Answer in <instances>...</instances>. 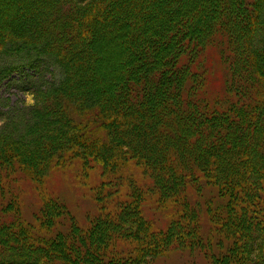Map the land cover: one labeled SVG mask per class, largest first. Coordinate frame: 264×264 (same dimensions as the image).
I'll return each instance as SVG.
<instances>
[{"label":"trees","instance_id":"1","mask_svg":"<svg viewBox=\"0 0 264 264\" xmlns=\"http://www.w3.org/2000/svg\"><path fill=\"white\" fill-rule=\"evenodd\" d=\"M10 2L0 60L45 59L56 74L28 88L35 98L19 116L0 109V264H145L200 245L213 264H264V0ZM8 16L24 23L19 33ZM115 25L130 56L115 54L108 78L89 60L118 40L107 33ZM215 42L228 90L209 100L202 62ZM90 68L92 84L82 80ZM73 166L95 210L82 235L46 186ZM24 176L47 195L33 226L11 213ZM151 203L166 227L145 216ZM214 239L226 241L217 252L204 246Z\"/></svg>","mask_w":264,"mask_h":264},{"label":"rangeland","instance_id":"2","mask_svg":"<svg viewBox=\"0 0 264 264\" xmlns=\"http://www.w3.org/2000/svg\"><path fill=\"white\" fill-rule=\"evenodd\" d=\"M11 0H0V15L2 10L7 8L9 2ZM16 2V0H14ZM13 2V3H14ZM11 3V2H10ZM138 6V4H136ZM264 6V5H263ZM21 9L17 8V11ZM127 11V10H126ZM7 14V13H6ZM158 15V12L155 10L151 13V18H154ZM13 18V16H12ZM6 23L12 28V33H19V28L23 27V22H19L18 25L11 23V16L6 18ZM117 25L115 27H109L107 30L108 35L115 36V32L117 31ZM99 35H95L98 37ZM116 37V36H115ZM113 39V38H112ZM110 39V40H112ZM116 39H118L116 37ZM264 39V37H262ZM125 37L118 39L117 41H108V45H105L101 49V53L95 54V56L90 57L89 62L94 64V61L101 63V67L105 68V71L108 74V78L112 76L113 66L110 65L112 61L116 59L117 56L121 55L119 59L120 63H125L130 56V53L125 50L124 47H121L125 43ZM223 45L225 43L223 42ZM79 47L75 46V50H78ZM119 54V55H116ZM32 60L31 57L27 55H19L11 58H4L0 60V69L2 70L5 67L4 71L0 73V109L7 110L10 107V110H14L16 113L14 115L19 116L18 112L24 111L27 104L33 102L32 98H35L31 92H28V88H36V86L51 81L56 74L55 65L45 59H35ZM202 67L205 68V78H206V95L207 99H216V98H224L227 94V81L229 77V71L227 67V62L224 60L223 56V46L218 43H212L206 49L203 55ZM100 67V66H99ZM92 68L89 69V73H86L84 76L82 75V80L85 82L91 81ZM95 74V73H94ZM87 78L89 80H87ZM34 90V89H33ZM25 107V108H24ZM26 110V109H25ZM78 169V166H73L72 168H67L66 170H59L54 172L52 176H50L46 180V186L51 189L52 194L58 195L59 199H65L67 204L70 206V210L72 215L77 218L76 222L79 227L82 229L79 231V235H82V232L87 229L88 218L87 212L91 213V217L94 216L95 210L90 209V206L93 203V197L91 195H85L82 191L84 187L78 186L73 183L72 178L75 174V170ZM18 190V200L13 206V210L11 213H15V217L20 213L21 216H24L27 220V225L33 226V221H35V214L38 211L41 204V198L47 196L46 193H43L38 188H36L33 181L30 177L24 176V178L19 179ZM18 184V183H17ZM94 185V184H93ZM61 190L66 192V196L61 194ZM1 200V197H0ZM1 202V201H0ZM18 204V205H17ZM151 203L148 204L144 211L145 216L147 218L158 220L161 224H164L166 227L168 225V218L165 217L166 210L159 209L155 207V205ZM20 205V206H19ZM20 207V211L18 208ZM214 210V206L212 207ZM11 210V209H10ZM61 214H63L62 209ZM0 208V216L1 214ZM204 212V228L205 231L208 230V221H207V208L201 209ZM66 215V214H65ZM91 217L89 219H91ZM93 220V219H92ZM58 224V223H56ZM55 230V225L52 227ZM63 234V240H69V228H64L61 231ZM49 233V232H48ZM55 237V232L53 231L50 235ZM226 241H221L219 239H214L212 244L204 245L207 249L208 246L215 251H218V248L225 245ZM74 249H70L73 252ZM263 251V249H262ZM74 253V252H73ZM221 257V256H220ZM215 258V257H214ZM218 259V257H216ZM230 262H234L230 260ZM145 264H213V258L204 252L203 245L196 246L195 250L191 251H180L176 249H172L166 254L162 256H158L154 258V260L147 261Z\"/></svg>","mask_w":264,"mask_h":264}]
</instances>
